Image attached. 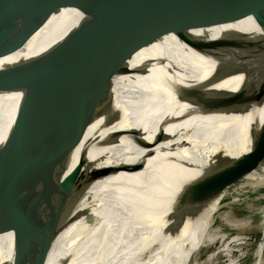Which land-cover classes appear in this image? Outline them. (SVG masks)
Instances as JSON below:
<instances>
[{
	"label": "water",
	"instance_id": "obj_1",
	"mask_svg": "<svg viewBox=\"0 0 264 264\" xmlns=\"http://www.w3.org/2000/svg\"><path fill=\"white\" fill-rule=\"evenodd\" d=\"M91 1L32 0L0 39V93L19 96L0 141V233L11 234V258L0 264H38L86 186L109 173L95 165L107 152L91 162L87 147L66 167L93 121L98 129L129 118L124 100L114 101L113 79L143 71L145 64L128 63L136 51L176 41L201 53L264 60V40L227 38L231 25L249 17L264 30V0H139L106 23L82 18L43 50L7 58L24 52L33 34L61 8L83 12ZM187 86L176 85L175 95L189 101L201 96ZM225 98L220 109L230 107L232 96ZM122 134L137 145L144 141L142 128L130 126L86 143L103 146ZM263 159L264 127L236 162L190 183L168 222L181 225L206 214L213 197L226 193ZM132 165L120 161L112 170L128 171Z\"/></svg>",
	"mask_w": 264,
	"mask_h": 264
},
{
	"label": "bare ground",
	"instance_id": "obj_2",
	"mask_svg": "<svg viewBox=\"0 0 264 264\" xmlns=\"http://www.w3.org/2000/svg\"><path fill=\"white\" fill-rule=\"evenodd\" d=\"M31 1L0 0V39ZM138 1L92 0L83 12L61 8L33 34L24 52L16 51L7 58L12 60L22 53L43 50L82 18L106 23ZM247 20L231 25L227 38L264 40V30L252 17ZM128 63L145 64L141 72L119 74L113 79L114 101L119 104L124 100L131 112L129 118L126 115L125 122L98 129L93 121L66 167L70 169L78 153L87 147L86 158L91 162L107 152L95 165L109 173L86 186L81 201L74 206L38 264H195L196 249L207 243L200 239L198 245L186 249L165 246L166 236L179 234L188 222L172 225L167 215L182 201L183 190L190 183L223 164L236 162L251 147L249 133H258L264 127L262 59L201 53L173 41L142 48ZM178 84L192 87L201 96L210 92L194 101L182 100L174 93ZM227 95L233 99L230 107L220 109ZM18 98L15 92L0 93V141ZM130 126L142 128V145L133 143L127 134L103 146L86 143L93 136L101 139L113 129ZM120 161L133 165L128 171L112 170ZM261 163L264 164V159ZM224 194L222 191L208 202L204 208L206 214L196 216L192 237L196 231L200 232L196 239L207 233L209 220L204 218L216 209ZM87 216L92 217L90 222ZM98 216L103 218L95 221ZM161 217L164 218L160 220ZM240 238L231 237L227 246L209 253L206 260L222 253L229 257L223 264H235L230 245L240 243ZM10 258L11 234L3 232L0 263Z\"/></svg>",
	"mask_w": 264,
	"mask_h": 264
},
{
	"label": "rangeland",
	"instance_id": "obj_3",
	"mask_svg": "<svg viewBox=\"0 0 264 264\" xmlns=\"http://www.w3.org/2000/svg\"><path fill=\"white\" fill-rule=\"evenodd\" d=\"M256 134L258 133H249L251 145ZM263 171L264 164L260 163L248 177L239 179L228 187L226 193L215 207L216 209L204 218L209 220L207 233H202L196 239L200 234V232L196 231V235L192 237V232L195 227L193 224L196 219L195 217L192 221H188L185 224L184 228L178 232L179 234H176L172 238L171 234H168L166 236L167 243L165 246L177 249L184 247L186 249L192 244L198 245L197 241L201 239L207 244L200 245L196 249L194 257L195 264H223L228 261L227 259L229 257H226L227 255L216 253L209 260H206V257L219 247L227 246L231 237L239 235L241 236L239 245H230L232 248L230 256L236 258L237 262L235 264H264ZM102 218L103 216H98L95 218V221H99ZM163 218L161 217L160 220ZM86 220L90 222L92 217L87 216ZM215 235H221V237L217 238ZM256 259L257 262L254 263Z\"/></svg>",
	"mask_w": 264,
	"mask_h": 264
}]
</instances>
